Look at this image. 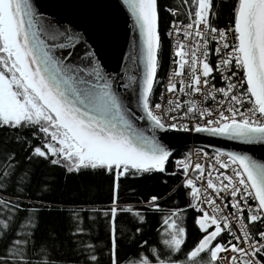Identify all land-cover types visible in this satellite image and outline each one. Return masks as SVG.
I'll list each match as a JSON object with an SVG mask.
<instances>
[{"label": "snow or ice", "instance_id": "obj_1", "mask_svg": "<svg viewBox=\"0 0 264 264\" xmlns=\"http://www.w3.org/2000/svg\"><path fill=\"white\" fill-rule=\"evenodd\" d=\"M107 7L0 0V264H100L101 255L107 264H264V162L244 147L264 146V0H115L126 36L115 68ZM169 133L242 150L210 156L205 145L195 162L191 149L172 161ZM40 163L111 181L102 247L92 234L100 209L76 200L58 209L71 247L62 253L53 229L37 244L41 213L57 210L34 179ZM161 174L178 179L170 206L159 195L117 204L122 177ZM118 212L131 236L117 229ZM148 215L158 218L154 246Z\"/></svg>", "mask_w": 264, "mask_h": 264}, {"label": "trees", "instance_id": "obj_2", "mask_svg": "<svg viewBox=\"0 0 264 264\" xmlns=\"http://www.w3.org/2000/svg\"><path fill=\"white\" fill-rule=\"evenodd\" d=\"M169 3L172 0H168ZM161 4L165 3V0H160ZM170 23V21H168ZM165 17L161 14L160 28L163 35L165 31ZM221 26H226L228 20L226 17H222ZM167 47L165 50V55L162 59V66L160 68V75H163L164 70L168 63ZM158 96V90H157ZM6 139L2 131H0V140ZM187 153V148L181 149L176 152L172 157V161L177 158H182L183 155ZM173 165L170 162L168 164V171H173ZM37 176L42 183L39 184L40 189H44V203L53 205L56 211H44L40 216V229L36 234V242L40 243L41 240L45 238L46 233L49 229H53L57 234H59V240L57 243L61 248V252H65L68 247H71V242L65 240L66 236V226L58 214V209L61 202L66 201H84L91 204L95 208L100 209V218L98 223L93 225V236L96 238V243L99 246H103L105 239V228L103 212L106 211L111 206V181L106 175L94 174V175H76L67 174L59 166H47L40 163L36 166ZM178 183L176 177L168 176L167 174L145 176L144 178H133L128 177L127 179L121 178L118 181V200L117 204L120 207H139V202L146 197L152 195H159L161 197V209L164 210L167 206H170L172 201L176 200L177 197L173 195L175 187ZM171 196V200L167 197ZM181 207L184 205L181 203ZM189 214V229H188V241L191 242L195 239V233L191 229V220ZM157 217L153 215L147 216V222L144 224L143 232L144 238L149 241L150 246H154L156 241L155 229L157 227L156 221ZM116 227L118 230H128L127 236H131L134 228L130 226V217L127 214L118 212V219L116 222ZM130 229V230H129ZM120 232L118 231V236ZM127 236L125 237V248L123 252L128 251L127 248ZM139 239V237H137ZM53 255H56L55 249H53ZM99 255V254H98ZM100 264H107L106 257L100 256Z\"/></svg>", "mask_w": 264, "mask_h": 264}, {"label": "water", "instance_id": "obj_3", "mask_svg": "<svg viewBox=\"0 0 264 264\" xmlns=\"http://www.w3.org/2000/svg\"><path fill=\"white\" fill-rule=\"evenodd\" d=\"M48 0H42V3H47ZM109 5L104 9V13L107 18V25L110 30L111 41L106 49V55L108 58V64L110 68H115L117 66V53L121 47L126 46V36L124 27V17L118 13L115 8V0H106ZM165 142L171 145V150L176 153L181 149L187 148L189 146H198L203 148L205 145H209L208 151L212 149L220 148L225 150L227 145L229 149H232L231 142L220 141L215 138H207L201 134L195 133H169L165 137ZM253 158L264 162V146L254 145V146H244ZM232 150L240 151L241 148H234Z\"/></svg>", "mask_w": 264, "mask_h": 264}, {"label": "built area", "instance_id": "obj_4", "mask_svg": "<svg viewBox=\"0 0 264 264\" xmlns=\"http://www.w3.org/2000/svg\"><path fill=\"white\" fill-rule=\"evenodd\" d=\"M169 66H170V58L168 57V63H167V66H166V68L164 70V73H163V75H161V77H157L158 79H164L166 77V75L168 74V68H169ZM159 94L160 93H159V90H158V96H159ZM190 149L192 150V160H193V162H195L197 160V158H198L197 153L199 152V150L201 149V147H198V146H189L187 148V153L189 152ZM208 154L211 156L212 155V152L211 151H208ZM203 162L204 161L201 160V163H203Z\"/></svg>", "mask_w": 264, "mask_h": 264}]
</instances>
